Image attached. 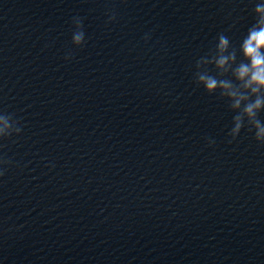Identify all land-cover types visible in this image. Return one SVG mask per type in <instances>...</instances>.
Returning <instances> with one entry per match:
<instances>
[{
    "label": "water",
    "instance_id": "water-1",
    "mask_svg": "<svg viewBox=\"0 0 264 264\" xmlns=\"http://www.w3.org/2000/svg\"><path fill=\"white\" fill-rule=\"evenodd\" d=\"M256 3L0 0V264H264L255 98L212 62Z\"/></svg>",
    "mask_w": 264,
    "mask_h": 264
},
{
    "label": "clouds",
    "instance_id": "clouds-1",
    "mask_svg": "<svg viewBox=\"0 0 264 264\" xmlns=\"http://www.w3.org/2000/svg\"><path fill=\"white\" fill-rule=\"evenodd\" d=\"M254 15L256 22L248 29L247 35L240 45L243 61L237 65V54L231 50L232 46L229 38L221 34L216 43L217 55L212 62L222 73L231 71L244 90L255 98L254 102L249 101L246 103L244 113L249 120L254 122L256 141L264 145V124L259 123L257 119L258 114L264 112V0H259V3L255 4ZM73 38L78 47L84 46L85 34L82 30L76 32ZM145 39H148V37L146 36ZM65 59L71 60L67 56ZM199 82L209 94H215L217 91L223 92L233 100L234 109L238 110L241 101L245 99L233 89L230 80H218L215 77L202 74L199 76ZM241 127V120L237 119L234 129L229 134L232 140L239 137ZM12 129L13 122L11 118L8 115H0V140L10 139ZM21 131V128H17L16 134L20 135ZM208 143L213 145L215 141L209 138ZM4 163L5 161L0 159V177L4 175Z\"/></svg>",
    "mask_w": 264,
    "mask_h": 264
}]
</instances>
